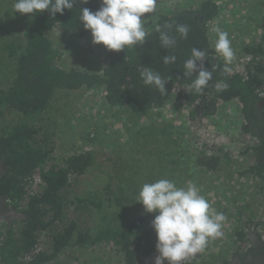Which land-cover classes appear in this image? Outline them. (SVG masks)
<instances>
[{
	"label": "trees",
	"instance_id": "trees-1",
	"mask_svg": "<svg viewBox=\"0 0 264 264\" xmlns=\"http://www.w3.org/2000/svg\"><path fill=\"white\" fill-rule=\"evenodd\" d=\"M9 1L0 0V158L7 169L0 180V196L6 195L12 207L25 218L15 223L0 247L3 253L7 246V264H48L67 248L90 249L98 245L117 248L124 264H142L144 259L157 256V236L152 227L157 213L145 211L138 202V193L144 183H152V175L172 180L178 187L186 186L190 178L196 180L197 175L187 168L188 144L173 150L166 143L165 132L161 131L166 125L168 132H176L180 137L186 135L187 127L183 124L159 120L174 110L169 107L164 113L167 106L177 100L184 101L185 107L181 109L184 112L189 113L194 106L200 111L204 109L203 116L211 118L219 116V106L225 112L232 103L240 106V120L235 123L238 147L231 149L230 157L224 155V151L215 150L206 152L200 159L207 167H215L210 160L217 158L219 164V157L223 155L221 160L229 157L228 165L221 161L219 167L232 169L240 165L238 156L250 157L248 169L238 171L236 177L258 180L252 192H257L264 200V0L250 3L238 0L243 8L258 5L260 33L257 39L243 45L244 63L232 68L230 74L223 73L224 60L216 54L209 36L210 32L212 34L210 24L221 10L212 0L199 2L195 10L181 8L176 12H160L158 8L171 0H157L156 12L142 17V20L148 15L153 18L144 22L148 32L144 44L120 52H110L103 45H96L100 47L101 58L88 55L86 50L79 53L77 49V53L72 54L75 58H71L76 66L71 69L70 65L66 68L60 65L65 61L66 51L59 48L58 43L66 47L70 40L91 41V32L84 29L79 15L83 8L92 12L99 10L101 0H88V3L75 0L72 9L55 15L50 10L21 14L13 9L15 0ZM166 23L173 24L170 35L177 38L175 48L165 49L160 45L157 29H163ZM176 24L189 27L186 39L175 32ZM54 39H58V43ZM192 48L206 51L205 67L210 71L214 68L210 87L203 93H194L188 87L195 75L185 77L183 73L184 62L191 56ZM167 55H175L176 62L165 65L163 57ZM102 56L106 66L101 72H94L99 66L93 64L99 65ZM142 67L152 68L163 78H171L166 85L167 94L161 95L157 89L144 84L140 76ZM217 82L226 83L227 87L217 90ZM89 90L105 92L97 110L108 106L130 121L146 114L158 119L147 117L148 126L138 124L136 130L141 137L135 141L136 146L124 140L116 159L111 157L99 162L93 149L56 159L55 134L49 130L48 122L53 115L51 108L56 106L60 94ZM90 93L92 100L95 99L94 92ZM196 115V112L191 113L192 117ZM99 129L98 124H93L88 134L93 145L99 143ZM128 132L132 130L128 128ZM130 152L133 158L125 160ZM174 152L176 160L172 163L163 160ZM154 156H158L159 161H155ZM117 175L121 176L119 180ZM213 175L218 172L214 170ZM84 177L88 178L87 190L73 193L72 185ZM252 210V205L247 204L240 213L249 211L254 216ZM249 219L251 224L242 233L244 236H241L244 227L241 219L230 241L235 240L234 256L241 262L246 260V254L255 250V242L250 238L252 233H248L254 221L252 217ZM257 238L264 248V240ZM213 248L214 245L207 247L194 264H204L203 257L215 264L209 258Z\"/></svg>",
	"mask_w": 264,
	"mask_h": 264
},
{
	"label": "rangeland",
	"instance_id": "rangeland-1",
	"mask_svg": "<svg viewBox=\"0 0 264 264\" xmlns=\"http://www.w3.org/2000/svg\"><path fill=\"white\" fill-rule=\"evenodd\" d=\"M9 0H7L8 2ZM206 0H171L164 5H161L158 9L159 11L168 10L176 12L181 8L184 10H195L199 2ZM215 1L219 8L218 17L210 24V29L216 26H219L222 30L226 31L229 34V39L231 40V46L234 50L235 56L231 64V68L236 66H241L244 63L242 58V47L252 39H257L260 28L259 14L257 11V4L253 6H247L243 8L239 5L238 0H212ZM254 0H249V3ZM10 2V1H9ZM248 3V4H249ZM231 7H236L235 11ZM183 11V10H182ZM153 19L149 15L144 19L145 23ZM210 39L213 43L216 39V33L212 31L209 33ZM57 41L58 39H54ZM72 41V42H70ZM68 46L64 47L62 43H58L59 48L66 51L64 63L60 65L64 68L70 65V68H74L76 65L72 63L71 58H75L73 53H84V50L88 51V55H92L94 58H101L100 47L92 43V40H70ZM75 42V43H74ZM71 44V46H70ZM63 47H62V46ZM238 53L241 54L238 55ZM100 60V59H97ZM98 64H93L94 67H98L94 72H101L105 66V61L102 56V60ZM83 67V64L81 65ZM81 67V68H82ZM83 69V68H82ZM84 70V69H83ZM90 92H94L96 98L92 100V95ZM104 93L102 90L95 91H80L72 92L71 94H60L58 96L56 106H52L53 115L49 118V130L54 132L56 140V159H62L65 156H68L71 153L76 151L84 150H95L98 156V161L102 162L103 159L113 158L116 159L120 147L123 144L124 140H128L132 143L133 146H136L135 141L141 137L136 130L138 126H148L149 119H158L151 114L140 115L139 117H133L130 119L124 118L120 115L115 114L114 110L106 106L101 110H97L100 104L103 102ZM101 102V103H100ZM172 110L167 117H161L159 120H165L168 123L177 122L178 124H183L186 129V135L180 137L176 132H168L165 129V126L161 131L165 132L166 143L172 147L173 150L176 148L184 147V143L188 144L186 149L188 153V165L187 168L190 171H195L197 175L195 176L196 180H191L189 182L194 183L200 190V194L203 195L211 204L212 208L218 212H223L227 217L225 221L222 232L223 235L219 238L211 240L207 247L214 245L209 254L210 259L214 261L215 264H222L225 260L235 261V240L230 242L233 239L236 233V226L239 224L241 219H243V230L242 233H245L246 227L250 223L252 217L254 225H251V229L248 232L252 233L253 239L256 236H260L264 239V201L257 192H252L253 187L255 188L258 180L248 178L242 180L245 177L238 178L236 173L238 171L246 170L250 166V157L242 158L238 156L239 166L233 167L230 166L219 167L221 161L228 165V159L230 157V151L233 148L238 147V133L236 132V122L240 117V106L237 103H232L229 110L226 112L218 108L217 117H205L203 116L204 109L200 111L194 106L190 107V112H184L181 109H184L185 104L182 100H177L170 103L166 110ZM192 112H196L195 117L191 116ZM178 116H182L181 119H177ZM126 117V116H125ZM143 121V122H142ZM197 122V124L194 123ZM93 124H98L100 129L97 130V135L99 136V143L92 144L88 134L90 133L91 127ZM138 126V127H139ZM132 130L131 133L128 132ZM103 141L100 144V141ZM185 150V149H184ZM208 150V151H207ZM220 150L224 151L225 154H228L229 157H225L221 160L222 156L219 157L220 161L217 164V158L211 159L210 161L213 164H216L215 167H207L202 163L200 159L206 152ZM173 156L165 159L164 161L169 160L172 163L175 159ZM133 158V152H130V155L125 157V160H131ZM158 156H154L155 161H159ZM197 163L199 165H197ZM108 164V163H107ZM136 164V163H135ZM134 164V165H135ZM214 170L218 172V175H213ZM212 177H208V176ZM167 176V175H166ZM91 179V176H88ZM118 180L121 178L120 175H117ZM168 178V176H167ZM251 179V180H250ZM87 180L88 178L84 177L78 180V182L71 187L73 193L79 192L80 194L87 190ZM152 182L159 180L155 175H152ZM186 181V180H185ZM250 181V182H249ZM232 188V190H230ZM71 195V193H70ZM251 204L253 207L254 216L251 215L249 211H245L244 214H241L242 208L244 205ZM247 236V235H246ZM231 237L230 239H228ZM248 237V236H247ZM251 238V235H250ZM249 239V238H248ZM250 241V240H249ZM240 242H243L240 239ZM247 245L250 242L245 241ZM239 246V243H238ZM206 247V248H207ZM120 251L117 248H107L104 245H98L90 249H81L78 247L67 248L62 255L56 258L52 263L48 264H124L123 257L120 255ZM202 253L197 254V257L189 263H197L200 259ZM208 254V255H209ZM155 257L144 259L142 264H155ZM205 263L207 262L206 258L203 257ZM147 260V261H146ZM165 264H168L165 260Z\"/></svg>",
	"mask_w": 264,
	"mask_h": 264
},
{
	"label": "clouds",
	"instance_id": "clouds-1",
	"mask_svg": "<svg viewBox=\"0 0 264 264\" xmlns=\"http://www.w3.org/2000/svg\"><path fill=\"white\" fill-rule=\"evenodd\" d=\"M74 3L75 0H15L13 9L21 14L50 10L55 15L72 9ZM83 3H88V0H83ZM101 4L99 10L92 12L83 8L79 15L84 29L91 32L94 45H103L110 52H120L145 43L148 32L142 17L156 12L157 0H101ZM172 29L173 24L170 23L164 24L163 29H157L160 45L165 49L175 48L177 44L176 36L170 35ZM212 31L216 33L215 52L224 60L222 71L230 74L235 53L229 34L219 26ZM175 32L186 39L189 27L176 24ZM206 55V51L192 48L191 56L183 65L185 77L195 75L188 85L194 93H203L205 88L210 87L209 81L213 78L214 68L210 71L205 67ZM176 59L175 55H167L163 57V63H175ZM140 76L146 86L157 89L161 95L167 94L166 85L171 78H163L159 72L148 67L141 68ZM226 87L223 82L215 84L217 90ZM137 199L147 213H157L152 221L157 236L155 264H165V260L168 264H187L197 254L203 253L211 240L223 235L222 228L227 217L213 209L192 182L183 187H178L169 179L144 183Z\"/></svg>",
	"mask_w": 264,
	"mask_h": 264
},
{
	"label": "flooded vegetation",
	"instance_id": "flooded-vegetation-1",
	"mask_svg": "<svg viewBox=\"0 0 264 264\" xmlns=\"http://www.w3.org/2000/svg\"><path fill=\"white\" fill-rule=\"evenodd\" d=\"M7 172L6 164L0 158V180L5 176ZM25 218L23 214L17 211L12 205L8 202V197L6 195L0 196V247L3 246V241L7 240V235L11 229H13L15 223L21 221ZM251 233V232H248ZM252 243L255 242V250L253 253L246 254V260L244 262L239 261L237 256L235 257L236 264H264V253L262 252L263 246L259 245V239L251 235ZM264 249V248H263ZM247 251L244 252V254ZM9 253H7V246L3 253L0 252V264H7L5 258Z\"/></svg>",
	"mask_w": 264,
	"mask_h": 264
}]
</instances>
